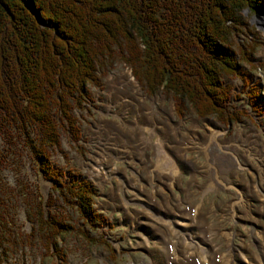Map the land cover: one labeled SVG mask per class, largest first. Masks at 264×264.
<instances>
[{
    "label": "trees",
    "instance_id": "16d2710c",
    "mask_svg": "<svg viewBox=\"0 0 264 264\" xmlns=\"http://www.w3.org/2000/svg\"><path fill=\"white\" fill-rule=\"evenodd\" d=\"M263 10L264 0H0V119L52 184L53 195L46 202L37 195L30 214L45 256L65 263L60 240L66 235L111 249L96 233L106 223L94 206L98 190L74 171L56 168L50 154L62 151L63 135L81 146L75 112L90 114L91 88L103 89L118 61L146 95L170 97L179 119L189 111L225 126L260 118L264 90L254 74L264 71V62L254 58L259 37L240 14ZM243 29L256 40L232 43ZM225 79L243 82L242 92L235 94ZM244 96L251 112L231 103Z\"/></svg>",
    "mask_w": 264,
    "mask_h": 264
},
{
    "label": "rangeland",
    "instance_id": "374dc122",
    "mask_svg": "<svg viewBox=\"0 0 264 264\" xmlns=\"http://www.w3.org/2000/svg\"><path fill=\"white\" fill-rule=\"evenodd\" d=\"M240 16L258 35L260 46L254 58L257 62H264V10L256 14L244 11ZM251 40L256 39L243 29L230 41L239 45ZM126 71L132 73L130 68L117 61L103 80V90L91 88L95 103L86 105L90 114L86 110L75 112L83 132L81 146L73 145L71 137L63 135L62 151L50 152L56 168L74 171L96 186L99 197L95 199V206L109 220L98 239L102 241L106 237L116 251V257L112 258L103 244L91 246L75 235H66L60 240V247L67 253L64 264H168L169 258H174L169 257L172 251L178 255V264H211L206 262V249L202 254H196V249L186 247L194 242L179 247L183 241L180 229L178 232L172 230L178 233L175 235L178 244L174 243L168 228L163 226L164 220L160 221V209L173 215L192 216V208L200 207L202 220L196 223L203 227L205 235L200 227H194L192 232L200 233L207 241L215 243L218 250L214 254L220 253L216 259L227 251V241L222 236L224 231L240 235L234 242L238 246L245 240L249 249L259 251L256 231L259 227L264 228V217L261 215L262 200L254 187L260 186L264 192V117H253V122L244 119L241 124L228 127L214 119H198L191 111L179 120L170 97L161 92L148 97L139 83L152 111L137 106L127 107V104L117 105L115 101L110 104L107 82L112 75L119 76ZM254 76L262 81L264 87V71L258 70ZM225 81L236 93L242 92L240 81ZM246 99L233 100L232 105L245 109L248 107ZM139 114L143 120L138 128L152 130L155 136L132 126ZM149 116L155 118V123L146 126L144 117L147 119ZM217 126L226 131L220 137V143L231 146L243 168L237 167L232 155L222 154L210 146L212 131L217 130ZM13 133L12 127L0 119V264H63L59 258L45 256L42 239L37 234L35 236L36 224L30 216L31 208L38 202L37 195L40 194L44 202L53 195L52 184L44 178L40 163L33 158L29 147L17 140ZM141 133L146 138L143 144L139 137ZM208 148L209 151L206 150ZM160 160L163 166L159 169L157 161ZM174 170H178L177 175ZM220 181L226 189L221 187ZM138 189L143 191L144 196L140 197L148 205H153V209L145 207L142 199L137 197ZM154 191L158 193H154L155 198H152L150 194L153 195ZM242 193L244 206L238 202ZM64 206L57 200L58 211L62 212ZM65 213L71 222L77 220L71 210L66 209ZM142 221L151 223V226L143 229ZM154 226L157 232L169 238V243L162 245L163 248L153 246L156 243ZM210 228L216 231L215 237L208 235ZM144 240H149L148 244L142 247V251H136ZM188 252L192 254L190 259L181 257Z\"/></svg>",
    "mask_w": 264,
    "mask_h": 264
},
{
    "label": "bare ground",
    "instance_id": "6f19581e",
    "mask_svg": "<svg viewBox=\"0 0 264 264\" xmlns=\"http://www.w3.org/2000/svg\"><path fill=\"white\" fill-rule=\"evenodd\" d=\"M108 84V93L110 95H108V97L110 98V104L114 101L116 102V104H121V105H125L127 104V107L129 106H137L139 108H144L146 111H152L149 107V105L146 104V101L148 100V98H146L142 91H141V88L139 87L138 83L135 82V79L133 78L132 76V73L130 71H126V72H123L121 73L119 76L117 75H112V78L110 80H108L107 82ZM117 94V95H116ZM116 95V96H115ZM112 106V105H111ZM106 111V110H105ZM140 115L139 114V117H136V119H134V122L131 123L132 126H135L136 129L138 128V124L140 125L142 123V120H140ZM151 115V114H150ZM142 117V115H141ZM144 121H145V125L146 126H149V125H152L155 123V118L153 116H149L147 117H144ZM218 127V126H217ZM216 128V127H214ZM219 128V127H218ZM217 130H214L212 131V137H213V140L212 142L210 143V146H214V148L216 150H218V152L222 153V154H227V155H232V160L233 162L237 165V167L240 169V168H243L241 163L239 162L238 160V156L233 152V149L231 148L230 145H224L222 143H220V137L224 136L225 132L222 130V129H218ZM140 129V130H139ZM139 131H142L147 133L148 135H150L151 137L155 136V133L152 131V130H149V129H141V128H138ZM212 130V129H211ZM220 130V131H219ZM138 133V132H137ZM139 137H140V141L141 143L143 144L144 143V140H146L145 136H144V133H141L139 134ZM161 139H158L157 141H159ZM152 142V141H151ZM138 148V147H137ZM209 151V148L206 149ZM143 151V150H142ZM214 154V153H213ZM212 154V155H213ZM211 157V156H210ZM229 158V157H227ZM210 161V160H209ZM158 162V166H159V169L161 168L162 163L163 161H157ZM167 164V163H166ZM236 167V168H237ZM162 170V169H161ZM178 171V170H177ZM176 170H174V174L177 175ZM218 176V175H217ZM175 180V179H174ZM216 180V179H215ZM219 180V179H218ZM221 182V181H220ZM221 184V187L222 188H225V184H223V182L220 183ZM220 187V186H219ZM226 189V188H225ZM239 189V192H240V188ZM237 189V191H238ZM257 191H255V190ZM253 189V192H257L259 195H260V200L261 201V215L264 217V192L263 190L261 189V187H254ZM134 190V189H133ZM139 191V194L137 195V197L139 199H142V201L144 202V206L145 207H148L150 209H153L154 206L153 205H148L147 202L145 199L143 200V196L142 195V190L138 189ZM138 193V192H137ZM154 193H158L157 191H154L153 192V195L152 193L150 194V196L152 198H155V194ZM142 196V197H140ZM240 200L238 201L239 204L241 205H245V200H244V194H240ZM244 197V198H243ZM147 198V197H146ZM134 200V199H133ZM140 202V201H139ZM263 203V204H262ZM238 204V203H237ZM236 203L233 205L235 206ZM156 208V207H155ZM234 209V208H233ZM160 214V216L162 217V220H164L162 223L164 224L163 226L167 227L168 228V233L171 234L172 238L177 242V237H175L176 232H178L177 230L180 229V234L182 232V235H181V238L183 241H179L180 244L179 247H182L183 245H186L187 242H194V244L192 245H187L186 247L188 248H194V253L196 254H202L203 252H205V249L206 251L208 252L206 255H207V259H206V262H210L211 264H264V228L262 227H259V230L256 231V234H257V238H258V246L257 248L259 249L260 251V254H259V251H252V249H249L248 248V244L245 242V240L241 241V246H238L237 244H235V238L236 236H240V235H234L233 233H231L230 231H224L223 232V235L227 241V245L225 243V245L227 246L226 248V252L224 254H221V256L217 258V254H220L219 252L216 253V255L214 254V251L216 252L218 250V247H215V243L212 242V238L210 239L211 241H207L205 239L204 236H202L200 233H196V232H192V229L195 227L196 229L198 227H200L199 225H197L196 221H198L199 219L202 220V217H201V209L200 207L199 208H196L195 209V214L193 216H190L187 215V214H184L183 216H180L178 215L177 213L173 215V213H168V211L166 210H161L158 211ZM148 216V215H147ZM142 217V216H141ZM235 217V216H234ZM167 219L169 220V223L167 222ZM207 221V219H206ZM135 222V221H134ZM160 223V222H159ZM142 226H143V229H145L147 226H151V223L145 221L143 222L142 221ZM203 225H204V221H203ZM153 226V225H152ZM156 227L154 226L153 227V232H154V235H156V243H154L153 246H155L156 248L158 247H162V245H165L166 243H169L168 239H166L164 237V233L163 235L160 234L159 232L156 231L155 229ZM201 228V227H200ZM203 228V227H202ZM201 228V231L203 230ZM206 228V227H205ZM213 228V227H212ZM210 228V229H212ZM172 229H176L175 231H172ZM199 229V228H198ZM208 229V228H207ZM207 231V230H206ZM208 232V231H207ZM210 233L208 235H211L213 237H215V234H216V231L214 229H212L211 231H209ZM203 233V231H202ZM221 234V233H220ZM188 236L189 238H186V236ZM203 235H205V233H203ZM244 235V234H242ZM185 236V237H184ZM245 236V235H244ZM243 236V237H244ZM180 237V236H179ZM241 238V237H239ZM256 238V239H257ZM149 241V240H148ZM148 241L147 240H144V242H142L141 244H138L139 246L135 249L136 251H142V247L147 245L148 244ZM214 241V240H213ZM256 242V241H255ZM257 243V242H256ZM235 244V245H234ZM160 245V246H159ZM173 245V244H172ZM256 245V244H255ZM160 247V248H161ZM239 247V249H238ZM256 247V246H255ZM163 248V247H162ZM236 248L239 250H236ZM185 249V248H184ZM262 250V251H261ZM165 251V250H164ZM148 252V251H147ZM182 254V252H180ZM179 254V253H178ZM195 254V255H196ZM214 254V255H213ZM180 255V254H179ZM192 255V254H191ZM199 256V255H198ZM182 258L186 257L185 259L188 260L190 259V257L192 256H188L187 254L185 255H182L181 256ZM203 258V257H202ZM205 258V257H204ZM201 259V260H204ZM178 259V258H177ZM176 259V261H177ZM181 259V258H180ZM194 260V259H193ZM211 260V261H210ZM179 261V260H178ZM197 261V260H196ZM204 262V261H203ZM205 262V263H206ZM175 264V263H174ZM178 264V263H176Z\"/></svg>",
    "mask_w": 264,
    "mask_h": 264
}]
</instances>
